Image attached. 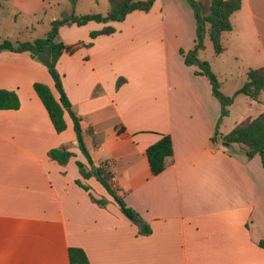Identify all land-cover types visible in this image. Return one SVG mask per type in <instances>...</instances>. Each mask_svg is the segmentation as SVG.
Here are the masks:
<instances>
[{
	"label": "crops",
	"instance_id": "crops-1",
	"mask_svg": "<svg viewBox=\"0 0 264 264\" xmlns=\"http://www.w3.org/2000/svg\"><path fill=\"white\" fill-rule=\"evenodd\" d=\"M8 1L31 29L59 9L73 10L66 7L72 0ZM263 1L241 0L221 40L226 34L245 53L264 56V11L256 8ZM106 24L115 30L90 36ZM58 34L66 43L91 41L63 51L56 67L94 165L108 163L112 184L150 231L139 232L100 181L79 172L76 161L87 160L69 113L56 131L33 88L43 81L58 97L46 65L27 50L3 49L0 87L13 89L20 104L0 108V264H70V245L83 248L91 264H264V167L258 153L248 157L242 144L222 142L232 128L222 126L227 114L220 116L206 75L184 62L180 49L196 36L188 1L154 0L148 11L62 24ZM163 133L172 155L152 173L146 147ZM61 145L72 151L63 164L47 153Z\"/></svg>",
	"mask_w": 264,
	"mask_h": 264
},
{
	"label": "trees",
	"instance_id": "trees-1",
	"mask_svg": "<svg viewBox=\"0 0 264 264\" xmlns=\"http://www.w3.org/2000/svg\"><path fill=\"white\" fill-rule=\"evenodd\" d=\"M108 8L106 13L102 12H83L75 13L73 10L68 14H62L50 21V28L45 35L35 37L32 40L11 41L7 38L0 39V50L9 49L14 51H29L30 55L44 63L48 72L53 78L54 86L59 95L56 97L50 86L43 81H34L33 88L44 104L50 120L56 131H61L66 127L64 119V111L66 110L73 124L76 135L77 145L84 154L87 163L77 160L79 172L83 177L94 175L100 183L105 187L107 192L119 204L121 211L138 225L139 232L148 233L150 227L147 222L130 206H128L121 194L117 192L116 187L109 179L110 167L106 161L97 163L96 169L93 167L94 161L85 145L83 139L84 130L81 126V116L72 109L71 103L65 93L62 85L61 73L56 67V62L63 51L72 53L80 45H88L91 41H77L74 43H66L58 38V28L62 24H83L88 20L110 21L122 20L126 14L134 9L148 11L154 0H107ZM191 5L196 20V36L194 45L188 50L180 49L184 56V62L187 64H195L198 69L197 73L206 75L211 83L213 95L220 102V116L228 113V105L233 101L236 93L241 92L252 99H258L262 90H264V64L251 67L246 72V79L232 94H224L220 90V81L216 73L212 70L209 62L197 55L198 49L204 47V35L206 31L211 40L213 49L219 53L224 49L221 43V32L232 27L230 14L238 9L241 0H208V10L202 12L196 0H187ZM74 3L75 0H72ZM115 28L111 24H106L99 29L90 30L91 37L99 33H111ZM123 77H118L116 86H118ZM20 104L17 93L13 89L0 87V108H17ZM91 132V129H87ZM218 133L217 125L214 135ZM225 144L240 143L245 147V153L248 157L258 153L262 166L264 167V111L254 116H246L226 133L220 136ZM172 140L168 133L161 136L146 147V155L148 158L150 170L152 173H158L163 170L172 155ZM48 155L58 161L65 163L72 151L67 149L65 145L54 146L48 149ZM76 182L88 190L90 197L99 205L105 206L108 202L106 197H95L89 190L90 186L82 182L79 178ZM258 244L264 248V236L258 240ZM68 256L70 264H91L85 251L80 246L70 245L68 247Z\"/></svg>",
	"mask_w": 264,
	"mask_h": 264
},
{
	"label": "rangeland",
	"instance_id": "rangeland-1",
	"mask_svg": "<svg viewBox=\"0 0 264 264\" xmlns=\"http://www.w3.org/2000/svg\"><path fill=\"white\" fill-rule=\"evenodd\" d=\"M201 11L208 10V0H196ZM11 3L8 0H0V39L7 38L11 41L17 40H32L35 37H40L46 34L50 28V22L47 18L43 19L42 24H38L35 28H26L27 20L25 16L14 15L12 12ZM67 10L73 8L75 13H83L89 11H98L106 13L108 8L107 0H77V2H67ZM258 10L263 8L264 1L256 5ZM56 17L64 14L60 9L56 11ZM47 13L46 16L50 15ZM263 15V12L261 13ZM124 19V18H123ZM125 22V25H131V17ZM45 21V22H44ZM260 25H258L259 27ZM234 27L235 20H234ZM58 38L61 36L58 34ZM222 44H228V47L222 52H215L208 35L204 37L205 47L200 50L199 56L206 59L211 68L216 72L220 81V90L224 94H232L246 79V72L249 68L264 64V56L255 57L250 52H244L238 45L232 43V39L226 34L221 40ZM191 67V66H190ZM228 113L224 117L223 125L226 128L233 126L237 121L247 115H256L264 111V91L260 95L259 100L251 99L245 94L238 92L235 94L233 101L227 106Z\"/></svg>",
	"mask_w": 264,
	"mask_h": 264
},
{
	"label": "water",
	"instance_id": "water-1",
	"mask_svg": "<svg viewBox=\"0 0 264 264\" xmlns=\"http://www.w3.org/2000/svg\"><path fill=\"white\" fill-rule=\"evenodd\" d=\"M93 167L96 169V166L93 164Z\"/></svg>",
	"mask_w": 264,
	"mask_h": 264
}]
</instances>
